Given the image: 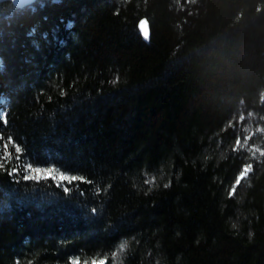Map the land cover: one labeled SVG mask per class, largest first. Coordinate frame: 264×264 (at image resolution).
<instances>
[{
	"label": "trees",
	"instance_id": "1",
	"mask_svg": "<svg viewBox=\"0 0 264 264\" xmlns=\"http://www.w3.org/2000/svg\"><path fill=\"white\" fill-rule=\"evenodd\" d=\"M94 262L264 264V0L0 1V264Z\"/></svg>",
	"mask_w": 264,
	"mask_h": 264
},
{
	"label": "snow or ice",
	"instance_id": "2",
	"mask_svg": "<svg viewBox=\"0 0 264 264\" xmlns=\"http://www.w3.org/2000/svg\"><path fill=\"white\" fill-rule=\"evenodd\" d=\"M144 21H141V23H140V27H141V29H143V25H144ZM142 35L144 36V37H148L149 36V32L147 31V30H143L142 31ZM9 139H11V138H9ZM15 151L17 152V153H20L21 151H22V149L19 147V146H17L16 147V149H15ZM17 159H19V157H17ZM28 167L29 168H31L32 166H31V164H29L28 165ZM250 165H248V166H246L245 168H244V170L243 171H241L240 172V177L242 178V177H244V176H246L247 175V173H248V170L250 169ZM33 171H35V172H37V173H40V172H47L49 175L52 173V171H53V169H51V168H47V169H40V168H34L33 169ZM40 177L39 176H36V177H30V176H25L24 177V179H39ZM53 179H54V177H53ZM84 177H82V176H75V175H72V176H68V175H65L63 172H61V174H60V180L61 181H69V182H72V181H84ZM240 183V179H237L236 180V184L238 185ZM165 187H167V185H165ZM65 191H68V189L67 188H65ZM235 193V187H233V189H232V193L231 194H234ZM94 211V210H93Z\"/></svg>",
	"mask_w": 264,
	"mask_h": 264
},
{
	"label": "water",
	"instance_id": "3",
	"mask_svg": "<svg viewBox=\"0 0 264 264\" xmlns=\"http://www.w3.org/2000/svg\"><path fill=\"white\" fill-rule=\"evenodd\" d=\"M0 1H2V0H0ZM11 1H13V3L15 5H17V6H23V5H26V4L30 3L32 0H11ZM142 21L145 22L144 25H143L142 31L143 30H147L148 31V26H147L146 20H142Z\"/></svg>",
	"mask_w": 264,
	"mask_h": 264
},
{
	"label": "rangeland",
	"instance_id": "4",
	"mask_svg": "<svg viewBox=\"0 0 264 264\" xmlns=\"http://www.w3.org/2000/svg\"><path fill=\"white\" fill-rule=\"evenodd\" d=\"M40 173H44V172L42 171V172H40ZM40 173H36V174L38 175V174H40ZM47 174H48L47 172L44 173V175H47ZM92 264H101V262H94V263H92Z\"/></svg>",
	"mask_w": 264,
	"mask_h": 264
}]
</instances>
